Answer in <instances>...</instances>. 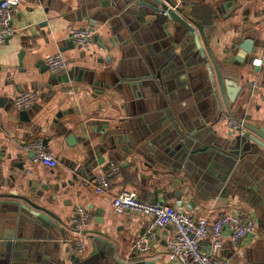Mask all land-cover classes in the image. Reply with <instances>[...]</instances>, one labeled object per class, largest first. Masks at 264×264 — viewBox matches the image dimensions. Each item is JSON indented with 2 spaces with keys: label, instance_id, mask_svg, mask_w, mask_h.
I'll return each mask as SVG.
<instances>
[{
  "label": "crops",
  "instance_id": "crops-1",
  "mask_svg": "<svg viewBox=\"0 0 264 264\" xmlns=\"http://www.w3.org/2000/svg\"><path fill=\"white\" fill-rule=\"evenodd\" d=\"M173 1L193 33L152 0H20L15 33L0 44V200L29 211L0 203V264H181L168 255L169 225L129 251L146 218L114 211L124 187L198 218L252 213L256 234L238 245L225 235L218 254L264 264V147L248 136L264 141V0ZM75 27L93 32L90 49L73 42ZM55 53L67 67L52 73L45 57ZM23 90L39 97L21 116L13 98ZM229 117L248 124L243 137ZM36 138L55 167L34 162ZM100 175L111 180L103 193ZM77 207L88 214L79 232Z\"/></svg>",
  "mask_w": 264,
  "mask_h": 264
},
{
  "label": "built area",
  "instance_id": "built-area-1",
  "mask_svg": "<svg viewBox=\"0 0 264 264\" xmlns=\"http://www.w3.org/2000/svg\"><path fill=\"white\" fill-rule=\"evenodd\" d=\"M20 0H0V44H3L15 33L12 19ZM262 13V12H260ZM264 13V9H263ZM93 32L86 27H75L71 31L73 42L83 50L92 47ZM49 71L56 73L67 67V61L60 53L45 57ZM256 63V62H255ZM260 64V61H257ZM35 90H23L15 95L13 104L16 110H24L38 100ZM227 126L231 131L243 133V120L229 117ZM34 151V162L55 167L57 160L52 151L46 146L42 138H36L29 144ZM116 171V168H113ZM111 180L105 175L94 177L93 188L97 193L106 192ZM112 206L116 213L137 212L146 218L144 230L129 242L131 252L145 250L149 243L156 242L158 232L165 226H171L173 233L167 239L169 258L181 264H231L229 260L218 254L227 235L231 243L240 244L241 241L256 234L255 217L252 213H242L227 208L221 213L210 217H194L188 211L177 209L170 204L154 201L147 202L138 198L134 190L120 188L112 197ZM88 214L82 207H77L73 215V224L79 232L86 224ZM207 240L208 250L203 251L201 242ZM84 242L77 241L76 253L84 250Z\"/></svg>",
  "mask_w": 264,
  "mask_h": 264
},
{
  "label": "water",
  "instance_id": "water-1",
  "mask_svg": "<svg viewBox=\"0 0 264 264\" xmlns=\"http://www.w3.org/2000/svg\"><path fill=\"white\" fill-rule=\"evenodd\" d=\"M152 1L154 3H157L158 6L160 7V9H158V8H155V6H154V10L161 11V12L166 13L173 21H176L177 23H179L180 25H182L186 30H188L191 33L194 32V27L179 14V5L176 4V3H173L174 2L173 0H163V1L162 0H152ZM178 28H179V26H178ZM250 41H251L250 39H244L243 42H242V45L240 44L239 47L242 48V49H244L248 53L255 52L256 51V48L249 46ZM195 44H196L197 51H198V53L201 56V54L203 52H202V49L200 47L201 44H200L199 40L197 39V37H195ZM212 61H213V64L215 65L214 60H212ZM252 62H253V59H252ZM206 68L208 70L209 78H210V81H211V89L213 91V96L216 99V102L218 104V107L221 109V103L219 101V95H218V92H217V87H216V83H215V77L213 75L212 70L210 69V65H209L208 62L206 63ZM216 72H217L218 80L222 79L223 77H222V74H221V70L218 68V70L216 69ZM220 87H222V86H220ZM25 111L26 110H20V112H19L20 115L21 116L25 115V113H26ZM243 125H244V131H243V133H236L234 131H231V133L236 134V135H238L240 137H243L245 135V132H246L245 131L246 130V125L248 127V124L245 123V121H243ZM248 136L253 141H255L256 143H258L262 147H264V141H260L259 139H257V137L254 134L248 135ZM0 203H14V204L20 205L21 208H23L24 210L29 211V209L26 207L25 204H21L18 201L0 200ZM30 212L34 216H36L39 220L45 221V223L49 220L48 217L45 216L42 213H38V212L35 213L34 211H30Z\"/></svg>",
  "mask_w": 264,
  "mask_h": 264
}]
</instances>
